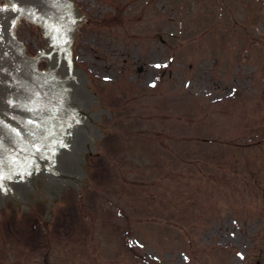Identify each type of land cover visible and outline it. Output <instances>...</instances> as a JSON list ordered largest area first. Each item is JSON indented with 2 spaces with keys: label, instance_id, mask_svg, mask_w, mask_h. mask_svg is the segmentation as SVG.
I'll list each match as a JSON object with an SVG mask.
<instances>
[{
  "label": "rangeland",
  "instance_id": "obj_1",
  "mask_svg": "<svg viewBox=\"0 0 264 264\" xmlns=\"http://www.w3.org/2000/svg\"><path fill=\"white\" fill-rule=\"evenodd\" d=\"M99 138L81 185L0 205V264H264V0H73ZM40 23L14 36L43 51ZM248 145L249 147H245Z\"/></svg>",
  "mask_w": 264,
  "mask_h": 264
},
{
  "label": "water",
  "instance_id": "obj_2",
  "mask_svg": "<svg viewBox=\"0 0 264 264\" xmlns=\"http://www.w3.org/2000/svg\"><path fill=\"white\" fill-rule=\"evenodd\" d=\"M1 6L0 33L23 17L43 22L37 33L46 37L43 51L20 57L13 36L0 35V205L11 201V210H27L37 178L48 220L50 196L59 198L64 184L81 185L82 153H93L99 113L109 114L93 110L95 97L71 59L67 40L80 20L72 1L0 0ZM37 55L36 63L28 61Z\"/></svg>",
  "mask_w": 264,
  "mask_h": 264
},
{
  "label": "trees",
  "instance_id": "obj_3",
  "mask_svg": "<svg viewBox=\"0 0 264 264\" xmlns=\"http://www.w3.org/2000/svg\"><path fill=\"white\" fill-rule=\"evenodd\" d=\"M262 142H264V138L262 139V141L261 139H258L256 143H251V142L248 143L250 146L254 144L257 147H260ZM245 147H249V146L245 145ZM261 228H263V234H264V224L261 226ZM254 250L257 252V257L264 261V242L254 245Z\"/></svg>",
  "mask_w": 264,
  "mask_h": 264
},
{
  "label": "bare ground",
  "instance_id": "obj_4",
  "mask_svg": "<svg viewBox=\"0 0 264 264\" xmlns=\"http://www.w3.org/2000/svg\"><path fill=\"white\" fill-rule=\"evenodd\" d=\"M72 1V3H73V5L75 6V8H76V10H77V12H78V14H79V11H78V8L76 7V3L73 1V0H71ZM80 16V15H79ZM19 19L20 18H16V19H13V23H17L18 21H19ZM41 25H42V27H43V22H39ZM73 29H74V32H75V30H76V25H73ZM22 57H24V55H22Z\"/></svg>",
  "mask_w": 264,
  "mask_h": 264
}]
</instances>
